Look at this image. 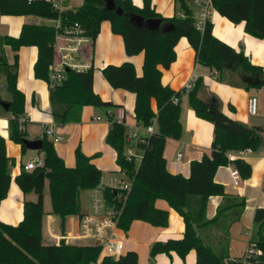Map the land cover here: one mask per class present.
<instances>
[{
	"label": "trees",
	"instance_id": "16d2710c",
	"mask_svg": "<svg viewBox=\"0 0 264 264\" xmlns=\"http://www.w3.org/2000/svg\"><path fill=\"white\" fill-rule=\"evenodd\" d=\"M107 0H82L76 7L58 10L50 0H0V14L32 15L51 22L23 23L18 36L0 35V74L10 93L7 101L11 116L7 120L8 138L27 150L22 143L26 138L24 129V94L17 88V54L21 46H35L36 59L33 75L49 83L50 66L54 59V37L56 32L79 24L82 35L89 39V48L84 56L91 59L94 39L100 23L109 21L111 31L123 38L127 55L143 52L142 73L137 75L131 61L118 65L107 64L101 73L112 88L134 93V117L137 125L146 126L155 116L154 132L135 141L140 153L135 157L125 155L126 128L111 112L104 142L116 153L115 163L125 170L131 181L129 191L105 187L102 195L107 205L117 211L116 226L126 232L132 221H144L152 226L165 227L168 210L155 206L157 199L165 200L181 217L184 229L181 238L154 241L149 248V257L160 252H176L180 257L193 249L194 264H241V259L228 257L230 225L239 219L244 206L243 196L227 193L221 183L214 180L219 166L233 164L241 179L250 176L251 167L243 158H229V152L249 148L256 151L261 146V126H248L227 116L220 108L218 99L200 97L202 78L196 77L191 89L174 90L162 84L163 68H168L175 58L174 46L185 37L195 49L196 61L211 71L218 80L231 85L249 87L264 86V69L250 62L242 52L222 42L212 34V25L206 20L202 29L195 26V18L189 0H174L178 13L170 17L159 15L148 0L141 7L130 0H113L122 9L118 15L109 9ZM212 9L228 20L243 22L246 33L264 38V0H211ZM138 14L146 19L159 18L158 28L137 27L129 16ZM59 25H54L55 20ZM5 46L15 53L10 64L5 57ZM94 68L64 69V78L49 86L50 112L57 125L80 121L82 108L111 106L93 91ZM242 76L257 77L258 84H249ZM186 95L187 103L194 113L213 125V138L208 154L189 163V174L171 173L166 168L163 148L166 138H178L181 132L180 96ZM177 98V103L173 102ZM155 101V110L151 100ZM2 99L0 98V101ZM232 108V107H231ZM43 164L30 171L20 169L14 177L23 193L33 192L35 200L25 199L22 203V218L13 225L0 220V264H137V253L124 251L114 259L101 254L100 245L92 241L68 242L60 238L56 243L42 239L43 190L47 181L50 213L58 216L63 231L69 215H82L79 208V192L93 188L101 179L102 171L92 162L99 152L84 154L79 145L74 149V164L67 166L57 154L54 144L43 132L41 135ZM13 159L6 154L5 139L0 135V201L6 196L10 181V163ZM221 197L211 218L205 215L209 196ZM248 246L258 249L260 254L245 256L247 264H264V207L254 210ZM170 264V263H167Z\"/></svg>",
	"mask_w": 264,
	"mask_h": 264
},
{
	"label": "crops",
	"instance_id": "0c3cea01",
	"mask_svg": "<svg viewBox=\"0 0 264 264\" xmlns=\"http://www.w3.org/2000/svg\"><path fill=\"white\" fill-rule=\"evenodd\" d=\"M133 5L141 7L144 0H130ZM150 6L161 16L170 17L178 13L174 0H148ZM82 0H63V5L72 8L80 5ZM193 14L198 9L192 6ZM208 19L212 25V34L234 48L242 51L251 63L259 65L264 69V38H257L243 29V22L234 23L220 15L216 10L210 9ZM51 22L42 20L32 15H5L0 14V35L18 36L23 23ZM89 48V39L83 41L79 61L81 69L92 65L94 68L92 88L95 93L104 101L112 103L111 106H91L82 108L80 121L57 125V132L62 139L54 143L57 154L63 159L67 166L74 164V149L79 145L80 150L87 155L99 152L92 162L103 171L104 161H111L112 168L117 171L115 163L116 153L112 147L104 142L109 121L107 113H116L119 109L124 114L126 132L136 124L134 117V93L112 88L101 73V68L107 64L118 65L124 61H131L135 73L141 75L143 52L134 55H127L124 49L123 38L111 31L110 23L104 20L100 23L99 31L94 39L91 59L84 56ZM5 57L8 63L13 62L14 51L5 46ZM175 58L168 68H163L161 82L174 90L184 88L190 78L200 76L203 88L199 92L200 97L209 99L214 95L218 99L221 110L229 117L245 123L248 126H261L263 132L260 134L261 146L258 150L246 153L243 158L251 167L250 176L241 179L237 184L233 183L231 170L233 164L219 166L214 173V180L221 183L225 192L243 196L245 206L238 220L233 222L229 228L228 257H240L244 252L249 232L252 228L253 214L257 207H264V86L259 88L231 85L220 81L215 71L196 61L195 49L189 44L185 37H181L174 46ZM17 88L24 94V129L27 139L41 138L44 127L52 121L49 102V86L42 79L33 75V64L37 55L35 46H21L17 51ZM0 76L3 77L2 74ZM250 96L256 97L257 111L251 114L247 111V99ZM151 107L155 110V101L151 100ZM232 107V108H231ZM98 117V119H95ZM7 118L0 115V135L5 139L6 154L13 159L10 167L11 181L6 196L0 201V220L9 224H17L22 218L23 200H35L33 192L23 193L14 181V177L20 171V164L39 156L41 152L21 151L20 145L8 138ZM181 132L178 138H166L163 156L166 161V168L171 173H180L184 176L189 174V163L193 159H199L203 154H208L213 138V125L210 121L198 117L187 103L185 94L180 96ZM156 126V125H155ZM137 153L138 150H135ZM182 153L180 160H176V154ZM232 158L237 152H231ZM42 156V155H41ZM24 157H26L24 159ZM139 158H136L138 162ZM45 181V185H46ZM44 185V187H45ZM221 197L218 195L209 196L206 202L205 215L211 218ZM88 207L82 208L79 200L80 213L89 211ZM44 205V195H43ZM155 206L168 210V223L165 227L152 226L144 221H132L129 229L124 232L116 229L115 234L119 237L124 246V251L133 250L137 253V264H194L195 252L189 250L184 257L176 252H160L149 258V248L154 241H165L167 239L181 238L184 224L182 217L171 208L163 199H157ZM42 216V239L44 242L58 241L60 235L68 233L70 242H79L74 237L77 235V215H69L65 219L63 231L60 228L58 216L50 213L43 206Z\"/></svg>",
	"mask_w": 264,
	"mask_h": 264
},
{
	"label": "built area",
	"instance_id": "2783aa9c",
	"mask_svg": "<svg viewBox=\"0 0 264 264\" xmlns=\"http://www.w3.org/2000/svg\"><path fill=\"white\" fill-rule=\"evenodd\" d=\"M54 8L59 11L64 7L63 0H50ZM191 6L198 9L195 14V26L202 29L204 23L208 19L209 11L212 8L211 0H189ZM54 25L58 27L59 20L54 21ZM82 29L79 24L65 28L62 32H56L54 37V59L50 66L49 72V83L48 86H54L59 83L64 78V69H81L82 65L79 61L80 48L84 40L88 39L82 35ZM215 74V72H214ZM195 78L192 77L184 86L185 91L191 89L194 84ZM1 86V84H0ZM177 98L173 99L174 103H177ZM247 111L254 114L257 111V101L256 97L250 96L247 99ZM113 117L117 121L123 122L126 126L124 114L121 109H119L115 114L112 113ZM95 119H98L96 117ZM156 125L155 116L152 118L151 123L146 126H140L135 124L132 129L126 132L125 139L127 144L125 146V155L128 159L132 157L140 158V153H137L136 147L134 145L135 141H144V137L154 132ZM57 124L54 120L47 126L44 127L43 132L52 141V143H57L62 139V135L56 130ZM249 148L237 151L238 156H244L246 153L250 152ZM229 158H232V153L229 152ZM182 153L178 152L176 154V160H180ZM12 162L10 165L12 166ZM43 164L42 156H35L20 164V169L32 170L36 167H40ZM231 177L234 184H237L240 180V175L238 171L233 168L231 170ZM131 181L128 178L125 170L118 168L117 171L109 177H101L100 181L90 190L89 192V211L83 213L77 218V235L76 239L81 241H92L100 245L101 254H107L110 257L116 259L124 252V246L122 240L116 236L115 231L116 226V216L117 211L112 207L107 205L102 192L105 187H112L115 189H121L129 191ZM250 233V232H249ZM63 238L65 241L70 242V235L65 234L60 235L58 240ZM260 251L253 247L246 245V248L242 255L239 257L241 259V264H247L245 256L258 255ZM235 257H231L233 259ZM93 264V263H91Z\"/></svg>",
	"mask_w": 264,
	"mask_h": 264
},
{
	"label": "water",
	"instance_id": "95a60500",
	"mask_svg": "<svg viewBox=\"0 0 264 264\" xmlns=\"http://www.w3.org/2000/svg\"><path fill=\"white\" fill-rule=\"evenodd\" d=\"M106 4L109 9L114 10L118 15L122 14V9L116 7L113 0H107ZM129 20L131 21V23H133L137 27L146 26L148 28H158L160 26L159 18L145 20L143 17H141L138 14H132L129 16ZM242 80L246 83L253 84V85L258 84L260 82L257 77L252 78L250 76H242ZM0 104L2 105L4 109L7 110L8 108L7 101L1 100ZM22 143L24 144L27 150H37L38 151L41 149L42 140L41 138H36V139L24 138L22 139Z\"/></svg>",
	"mask_w": 264,
	"mask_h": 264
},
{
	"label": "rangeland",
	"instance_id": "374dc122",
	"mask_svg": "<svg viewBox=\"0 0 264 264\" xmlns=\"http://www.w3.org/2000/svg\"><path fill=\"white\" fill-rule=\"evenodd\" d=\"M0 84H1V86H0V98L2 100H8L10 98V93L8 92V90L6 88V84H5L4 78H2V76H0ZM0 115H2L3 117L8 119L11 116V112L9 110L4 109L2 107V105L0 104ZM29 151H32L33 153L38 152L37 150H29ZM39 156H41V154ZM34 157L35 156L31 157V159L34 158ZM25 158L26 157H24V159ZM112 166L113 165H112L110 160L109 161H104L103 171H102V176L103 177H109V176L113 175V171L109 170V169L112 168ZM10 172H11V170H10ZM89 192H90L89 189H85V190H82V191L79 192V200L81 201L82 208H87L88 207L87 203H88ZM43 195H44V205L43 206H44V208L46 210H49L50 209V200H49L47 182H46V185H45L44 190H43Z\"/></svg>",
	"mask_w": 264,
	"mask_h": 264
}]
</instances>
